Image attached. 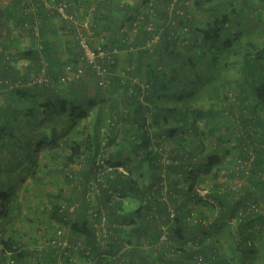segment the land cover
<instances>
[{"label": "trees", "instance_id": "trees-1", "mask_svg": "<svg viewBox=\"0 0 264 264\" xmlns=\"http://www.w3.org/2000/svg\"><path fill=\"white\" fill-rule=\"evenodd\" d=\"M19 1L14 0L13 6H10L12 8L8 9L6 15L9 20L10 18L13 20L14 15L17 14L15 20L18 27L24 29ZM66 1L71 5V9L78 13V20L82 18L81 16L88 15L92 31L90 39L92 48L96 50L100 46L105 50H117L112 57L113 63L105 65L111 74L110 84L107 87L98 86L95 72L82 61L80 52L69 74L79 67L82 70H88L96 87L94 95L86 96L78 92L79 80L83 74L79 79L63 83L60 80L68 71L57 76L49 69L47 71L50 76L52 75L51 78L56 79L54 80L57 84L55 88L43 84L7 91V98L3 102L0 101V149L7 151V147L18 144V147L26 148L27 158L30 159L35 155L36 147L40 150L49 144L52 146L57 132L62 136V132L53 127L42 129V131L36 129L38 126L42 128L47 126L51 119L59 117L62 123L68 126L69 131H64L69 141L66 142L67 154L55 155L56 163L60 164L62 160L61 168L68 172L69 181H75L73 177L79 178L76 183L79 189L84 191L88 186L92 187L93 182L98 189L97 195L92 201L86 199L84 195L78 201L67 200L68 205L48 201L46 205L48 220L45 226L46 232H44L47 243L42 250H38L37 247L26 246L20 230L7 226L11 217L10 211L15 205L12 202L11 188H6V185L0 182V264H72V258L68 256L71 251H76L85 259L92 258L95 264H103L108 262V259L115 260L119 264H152L146 258L147 250L139 248L127 250L126 245L131 247L136 243L139 247H144V239H146L150 248L157 249L156 244L164 232V226L168 243L158 249L161 254H158L157 263L198 264L196 259L202 256L204 262L201 264H231V260L223 258L216 245L204 244L205 236L201 240L198 239L199 243H196L194 247L187 248L185 245L188 240L197 234L198 230L201 234H209L207 227L202 223V219L193 227L189 226L184 219L189 215V210L183 208L177 210L176 216L171 218L168 213L169 205L160 200L163 193L154 189L162 184L165 168L170 172H180L189 180L185 170L188 166L193 167L191 160H193L195 147L191 145L188 147V141L201 139L199 121H213L218 126L216 116L218 114L221 116V108H216V104L223 103L222 109L228 114L236 115L245 130L259 123L256 120V112L259 110L264 112V75L258 77L262 69L260 66V70L257 68L258 63L264 60V47L256 46L252 41H245L243 33L239 31L227 38H223L222 34L224 27L233 20L244 18L247 9L251 8L255 17H260L261 12L259 9L249 7L248 0H243L239 9L231 8V5L220 0H123L124 4L121 8L115 7V11L110 10V15L106 16L104 29L99 18L102 15L101 12L99 13L100 5L93 11L89 9L85 14L82 12L86 7L84 0ZM89 1L91 6L94 0ZM260 1L264 7V0ZM195 13H198L200 18H197ZM112 14L117 15L115 20ZM67 24L70 25V23ZM70 27H73L72 38L77 43L76 28L73 24ZM103 32L108 34L105 35ZM131 32H133L132 36ZM9 33L0 35V43L4 45L0 51V75L8 79L27 80L39 72L45 50L43 47L39 50L36 46L20 47L16 44L18 41L14 37L10 39ZM94 42L98 43V46L96 44L95 46ZM214 51L218 53L232 51L238 54L242 61L241 71L244 79L238 84V92L234 94V97L238 95L236 101L228 103L229 97L233 95L230 96L228 91H220L223 86L217 85L210 91L214 101L209 107L203 109L189 102L193 95L198 97L203 94V91H199V88L189 82L188 70H197L198 65L205 63L207 53ZM121 56H123L122 63ZM25 60L29 62L27 68L19 65V62ZM242 85L249 87L247 93L246 90L241 89ZM119 89L122 90L120 99L122 109L117 112L118 101L108 103L106 95L111 96L112 92ZM185 98H188L187 102L183 101ZM171 100L176 104L168 105ZM107 103L110 122L107 143L115 150L114 153L110 152L109 158L114 157L117 162L114 169L105 172L98 157L101 146L99 138L104 115L103 107ZM95 107H97V113L93 131L83 137L84 134L82 136L79 131L81 122L88 118V111ZM165 111L174 113V116H177L176 120L173 117L174 122L181 121V123L171 125L167 118H164L162 122L159 121L158 114ZM251 113L253 115L248 117ZM148 118L151 123L148 122ZM151 125L158 128L155 134L151 133ZM179 130L184 131L188 138L179 143L177 151L167 154L174 162L170 163L167 160L168 164L165 165L162 158L166 150L160 142L165 136L173 137ZM210 131L214 133L212 128ZM118 136L122 140L119 146L114 145ZM216 139L221 141L220 136ZM239 141L243 143L244 139ZM246 142L243 144L245 148L239 149L241 160L250 157L253 159L251 151L259 157L260 144L264 141L259 142L258 137H254L253 142L256 146ZM55 146L58 147L57 144ZM226 152L227 149L216 144L212 150L208 151V155L201 157L202 167L209 171L219 166ZM124 155L128 161L123 159ZM130 155L136 158L135 166L145 162V179L143 176L137 179L119 171V167L128 169ZM20 158L21 155L18 154L16 159L20 160ZM78 160L81 161L82 166L80 170L75 171L72 166ZM106 162L110 163L109 160ZM262 167L260 171L264 173ZM254 173L258 179L261 178L258 171H251L248 178H254L252 176ZM190 179L192 182L186 190L176 189L178 181L171 180V186H175L174 190H171L175 194L187 195L189 201L201 199L197 196V189H201L199 184L202 179L198 175ZM263 180L264 178L260 179L259 185H263L264 190ZM221 187L222 185H219L207 196L219 202L220 206L226 207V212L223 211L219 216L222 220L236 216L245 198H238L231 204L229 203L231 194L221 193L219 191ZM249 194L247 192V195ZM129 197L138 199V206L133 212L126 213L124 200ZM168 198L172 203L177 204L176 198L171 193L168 194ZM74 204L77 208L71 210ZM155 208L156 212H154ZM249 211L251 213L248 214L252 215L249 218L245 216L238 225L239 256L233 259L236 264H252L248 262V257L255 253V247L248 243V238L253 239L254 235L251 233V236H248L246 231L255 222L264 225V215L258 216L254 214V210ZM152 213H156L155 217L159 221L157 225L150 223V221L153 222V218L149 216ZM102 218L107 219L106 233L98 234V229H104L101 227ZM59 230H61V240H67L69 248L62 249L51 243L57 239ZM50 234L53 235L49 236ZM103 240L107 243L102 244ZM133 240H136L135 243H131ZM64 251L67 253L65 254ZM158 251L149 249L148 256L152 257L149 253L154 254ZM153 261L156 260L153 259Z\"/></svg>", "mask_w": 264, "mask_h": 264}, {"label": "rangeland", "instance_id": "rangeland-1", "mask_svg": "<svg viewBox=\"0 0 264 264\" xmlns=\"http://www.w3.org/2000/svg\"><path fill=\"white\" fill-rule=\"evenodd\" d=\"M8 1L9 0H0V23L4 22L5 19H7L6 14L8 12V8L5 7ZM220 1L226 3L229 6L231 5V8L234 9H239L244 2L243 0ZM248 4L249 7L259 9V11L261 12L260 17L253 16L251 8L247 9L244 18H239V20L237 21L233 20L230 24L224 27L222 37H230L233 33L239 31L243 33V38L245 41H252L256 46L263 48L264 7L262 6L260 0H248ZM8 5H10V2ZM95 7H97V5L95 6V4L93 3L91 5L90 11H93ZM16 16L17 14L14 15L13 20L12 18H10L12 24L14 25L13 28H18L17 21L15 20ZM84 16L88 15H83L81 17ZM195 16L197 18H200L198 13H195ZM134 28H136V24H134ZM5 29L6 28L4 23L3 25H0V35L5 33ZM132 35L133 32H131V36ZM16 44L20 46L18 42H16ZM95 44L98 46V43L94 42V45ZM23 45H25V43H23ZM3 46L4 45L0 43V51ZM122 61L123 56H121L120 62L122 63ZM19 65L23 66V61L19 62ZM259 66L261 67L262 72L260 71L258 73V77H261L264 75V60L258 63L257 70H260ZM241 67L242 61L240 60L239 55L232 51L222 53H218L216 51L208 52L206 61L203 65H198L197 70H188V75L190 77L189 82L199 88V91H203V94L199 95L198 97H196V95H193L192 98L189 99V102L194 105L200 106L203 109H206L214 101V98L211 97L210 91L214 86L216 87L217 85L223 86L222 88H220V91H228L230 96L231 94L233 95V97H229L228 103H233V100L236 101L238 99L236 98L238 95L236 94V96L234 97V94L238 92V84H240L244 79ZM83 71V75L79 80L80 84L78 86V92L82 95L92 96L95 94L96 89L94 79L88 70L83 69ZM54 80L56 81V79ZM241 89H243L244 91L246 90V93L249 91V87L244 85L241 86ZM7 93L4 92L0 94V101L3 102L7 98ZM106 97L109 100L108 103H111L114 100L118 101L119 109H117V112L122 109V104L120 103V99L122 98L121 89L112 92L111 96L106 95ZM187 100L188 98H185L183 101L187 102ZM108 103L103 107L104 115L102 117L99 138L101 146L100 154L98 157V161L103 166L105 172L114 169V165L117 162L114 157L109 158L110 152L114 153L115 150L112 145L109 146L107 143V139L109 138L110 133V122L108 116L109 112L107 111ZM174 104H176V102L171 100L168 105L172 106ZM219 107L221 108V116L219 114L216 116V123L219 122L218 126L215 125L213 121H199V129L202 132L201 139L198 141H188V147L190 145L195 147L193 151V160H191V163L193 162V167L188 166L185 170V172H187L188 174L187 177H189V180L184 178V176L180 172H170L165 168V176L162 184L156 186L155 188L158 189V192L163 193V195L166 194L167 197L168 194L171 193V195L176 198L177 204L172 203L168 198L169 206L171 209H175L176 212L177 210L182 208L189 210V215L184 218L189 226L193 227L202 219V223H204L205 227H207L209 234H201V231L198 230L197 234H194V236H192V238L188 240L187 244L185 245L187 248L194 247L196 243H199L197 242L198 239L201 240V238L205 236L204 244L216 245L223 255V258L231 260V264H236V261H234L233 259H236L237 256H239V251L237 249L238 237L240 236L238 231L239 223L244 219L245 216H248L249 218V216L252 215L248 214L251 213V211L249 210H254L255 215H264V190L262 187L263 185H259L260 179L262 180L264 178V173L261 172L262 170L260 171L261 166H263L262 168H264V112L261 110L256 112V120H258L257 122L259 123H256L255 127L249 126L248 130H245L244 127L241 126L239 119L236 118V115L228 114L227 111L222 109L223 103L216 104V108ZM96 108L97 107L89 110L88 118L81 122V128L79 129V131L82 136L84 134L83 137L93 131L95 115L97 113ZM106 111L107 113L105 115ZM158 115V119L161 122L164 120V118H167L168 122L171 125L175 123H181V121L174 122V118L176 120L177 116H174V113L170 111H165L163 113H159ZM252 115L253 114L251 113L248 117ZM147 120L151 123V120L149 118ZM48 127H53L54 129L59 130L60 133L62 132V136H60L57 132V137L52 141L53 143H55L52 146L49 144L48 146L40 150L39 147H36L35 155L30 159L27 158L26 148L18 147V144L15 146L7 147V151L0 149V182L2 183V185H6V188H11L12 202L15 205L14 207L12 206V210L10 211L11 217L9 218L7 226L20 230V234L26 246L28 248L37 247L38 250H42L47 243L45 241L47 236L45 237L44 234V232H46V221L48 220V210L46 209L47 202L53 201L54 203H62L63 205H68V202H66L67 200L78 201V199L80 197H83V195L86 199L88 198L89 201H92L95 199V195H97L96 190H98L96 189V185L92 182V187L88 186L83 191L81 188L79 189L78 184H76L79 179L78 177L72 178L76 179L75 181H69L67 179L68 172L61 168V163L63 165V162L61 160L60 164H57L55 155L57 153L59 155H64V153L67 154L68 147L66 142L69 141V137L65 135V131H69L68 126L62 123L61 118L57 117L53 120L51 119V121L47 123V126H44L43 128L38 126L36 129L37 131H42V129L44 130ZM150 127L151 133L155 134V131H158V128H156L155 126L151 125ZM210 128L213 129L214 133H211ZM21 133H23V131ZM217 136L221 137L220 142L216 139ZM254 137H258L259 142H263L260 144L261 150H259V157L257 154H253V151H251V156L254 157L253 159L250 157L249 159L246 158L245 160H241L239 156V149L244 147L243 144L246 141L247 144H253L254 146H256V144L253 142ZM187 138V134H185L184 131L179 130L173 137L169 138V136H165V138L160 142V145L165 147L166 150L162 158V161L165 165L168 164V161H170V163L174 162V160L169 159L167 154H169L171 151H177V149L179 148V143ZM239 139H244V142L240 143ZM121 142V137L118 136V138H116V141L114 142V145L119 146V143ZM55 144H57L58 147L55 146ZM216 144L227 149V152L221 159V164L219 166L213 167L208 171L202 167L203 160L200 161V159L202 156L208 155V151L212 150L216 146ZM13 153L15 155H13ZM18 154L21 155L20 160L16 159ZM120 159H118V161ZM123 159H126L128 161L125 155L123 156ZM107 160H109L110 163H107ZM129 161V164L127 163L128 169L126 170V168H124V170L122 167H119V171H123V173H125L126 175H130L137 179L140 178V176L144 177V169L146 168L145 162H142V165L135 166L136 158H134L133 155H130ZM81 166V161L78 160V162L73 164L72 169L78 171L80 170ZM251 171H258V173L261 175V178L258 179V177H256V173L252 175L254 178H248V176L251 175ZM194 175H198V177L202 179V182L199 184V186L202 191H207V194L204 197H202L201 199L197 198L195 200L189 201L187 195L182 196L178 193H173L175 186H171V180L178 181L175 187L176 189L186 190L188 185H190L192 182L190 177ZM100 179H103L102 175ZM219 185H222L219 190L221 193L229 192V194H231L229 203L232 204L235 200L241 197L245 198L242 201L243 204L240 206L236 216L224 218L222 220L219 219V216L222 214V212H226V207L220 206L219 202L211 200L207 196L212 193ZM247 192L250 194L247 195ZM124 205V207H126V213L133 212L138 206V199L129 197L124 200ZM17 206L18 208H16ZM73 208H77V205L74 204L71 210ZM154 212H156V208ZM190 213L194 215L193 219L192 217H190ZM155 215L156 213H152L151 215L149 214V216L153 218V222H151L150 220L149 221L150 223L157 225L158 220L156 219ZM194 218L197 219V222H194ZM103 228L105 229L106 227L104 226ZM98 230V234H102V230ZM251 233L254 235V237L253 239L248 238V243L255 247V253L248 257V262L252 264H264V225L259 222H255L252 227L247 228L246 235L248 234V236H251ZM51 235L53 234H50L49 236ZM103 241L104 242H101L102 244L107 243V241ZM135 241L136 240H133L131 243H135ZM146 245L148 246V243L147 240L144 239V247H139L136 243L131 247H129L128 245L127 246L128 249L132 248L135 250L139 248L142 250H148V248H146ZM68 256L72 258V264H95V261H93L92 258L85 259L84 257L79 256L76 251L69 252ZM112 261H109L108 259V262H103V264H119V262L115 260Z\"/></svg>", "mask_w": 264, "mask_h": 264}, {"label": "crops", "instance_id": "crops-1", "mask_svg": "<svg viewBox=\"0 0 264 264\" xmlns=\"http://www.w3.org/2000/svg\"><path fill=\"white\" fill-rule=\"evenodd\" d=\"M12 1L14 3V0H9L6 3L5 8H12L10 7L12 6ZM15 1L18 2L19 0ZM122 1L123 0H94V2L96 3L95 5H100L99 13L101 12L102 15H100L99 18L104 29L106 26V16L108 14L110 15V10H113L114 12L115 7L121 8L122 4H124ZM9 2L10 5H8ZM92 2L91 5L94 3ZM19 3L22 10L24 29H22L21 27H18L19 29L16 27L13 28L14 25L8 18V20L5 19L4 22H1L0 25H3L4 23L6 28L5 32H10V39L14 37L18 41L20 47L28 48L30 46H36L39 50L40 46L43 47V50H45V56L43 55L44 59H42L46 63L47 69H49V71L55 73L57 76H59V74H62L63 72L66 73V71H68V68H71V65L80 56L78 45L72 38L73 27H70L72 24L68 25L66 22L62 21L59 18L52 7L50 0H20ZM83 3L86 7L83 8L82 12L88 13L89 9L91 8L90 1L84 0ZM27 9L29 10L28 12L26 11ZM112 16L114 17L113 20H115V17L117 15L112 14ZM104 34L107 35L108 33ZM23 43H25V45H23ZM23 63V68L29 67V62L27 60L23 61ZM150 247L151 246L146 245V248H148L146 258L149 259V262H151L152 264H159L157 263V257L160 252L158 251V249ZM149 249L158 251L154 254L149 253L153 258L151 256H148ZM153 259L156 261H153Z\"/></svg>", "mask_w": 264, "mask_h": 264}, {"label": "built area", "instance_id": "built-area-1", "mask_svg": "<svg viewBox=\"0 0 264 264\" xmlns=\"http://www.w3.org/2000/svg\"><path fill=\"white\" fill-rule=\"evenodd\" d=\"M50 2L52 4L55 13L59 16V18L62 21L70 24L72 23L75 26L76 40L78 43V48L81 52L82 61H84L88 66H90L95 72L98 86L107 87L110 84L109 76L111 74L105 65L108 63H113L112 57L114 54L117 53V50L116 49L105 50L100 46H98L96 50L92 48L90 45L92 31L88 16H84L80 20H78V16H79L78 13L71 9V5L67 1L50 0ZM26 11L28 12L29 10L27 9ZM148 29L149 30L151 29L150 26L148 27ZM40 50H42L41 46H40ZM6 60H8V57H6ZM47 70H48L47 65L44 62V60H42L41 68L39 72L36 75L29 77L27 80H23L20 78L8 79V78H3L0 75V94L13 90L15 88H30L36 85H43V84L50 85L55 88L57 84L53 81ZM70 71L71 68H68V73L66 74V76L62 77L60 81L66 83L70 80L79 79L83 74V70L80 67L76 69L74 72L72 71L69 74ZM154 190H158V189L155 188ZM197 193H198L197 196L202 198L207 194V191L204 190L202 191V189H197ZM160 200L166 205H169L168 197L166 194L165 195L162 194ZM168 213L171 218H174L177 214L175 209H171L170 206L168 207ZM190 217H192L193 219L194 215L190 213ZM196 220L197 219H195L194 222H197ZM101 221H102L101 227H104L106 223V218H102ZM163 229L164 232L161 234L160 240L156 244L157 249L161 248L163 244L168 243L165 227H163ZM105 233H106V228L102 230V234ZM57 235H58L57 239H55L51 243L61 247L62 249L68 247L69 245L68 241L61 240V230L58 231ZM126 249L128 250L127 245H126ZM126 249H122V250L126 251ZM64 253L66 254L67 252L64 251ZM196 260L198 264L204 262L202 256H198Z\"/></svg>", "mask_w": 264, "mask_h": 264}]
</instances>
